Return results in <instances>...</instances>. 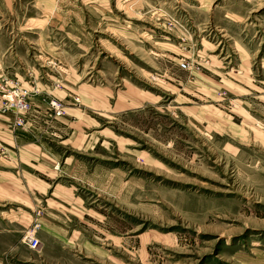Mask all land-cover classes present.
<instances>
[{
    "label": "rangeland",
    "instance_id": "374dc122",
    "mask_svg": "<svg viewBox=\"0 0 264 264\" xmlns=\"http://www.w3.org/2000/svg\"><path fill=\"white\" fill-rule=\"evenodd\" d=\"M17 88L0 264H264V0H0Z\"/></svg>",
    "mask_w": 264,
    "mask_h": 264
},
{
    "label": "built area",
    "instance_id": "2783aa9c",
    "mask_svg": "<svg viewBox=\"0 0 264 264\" xmlns=\"http://www.w3.org/2000/svg\"><path fill=\"white\" fill-rule=\"evenodd\" d=\"M182 67H187L185 62H181ZM27 89L17 88L3 94L2 102L0 103V114H3L9 110L26 111L28 109V102L26 96L28 95ZM50 108L54 111L55 115L62 116L64 112V106L62 102L56 98L49 100ZM25 243L35 249L39 245V239L33 233H27L24 237Z\"/></svg>",
    "mask_w": 264,
    "mask_h": 264
},
{
    "label": "bare ground",
    "instance_id": "6f19581e",
    "mask_svg": "<svg viewBox=\"0 0 264 264\" xmlns=\"http://www.w3.org/2000/svg\"><path fill=\"white\" fill-rule=\"evenodd\" d=\"M258 244V243H257ZM255 245H256V243H255Z\"/></svg>",
    "mask_w": 264,
    "mask_h": 264
}]
</instances>
